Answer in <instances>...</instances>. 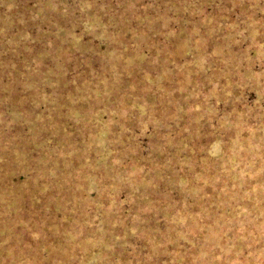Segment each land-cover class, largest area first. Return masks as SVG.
Listing matches in <instances>:
<instances>
[{
    "label": "rangeland",
    "instance_id": "rangeland-1",
    "mask_svg": "<svg viewBox=\"0 0 264 264\" xmlns=\"http://www.w3.org/2000/svg\"><path fill=\"white\" fill-rule=\"evenodd\" d=\"M0 264H264V0H0Z\"/></svg>",
    "mask_w": 264,
    "mask_h": 264
},
{
    "label": "trees",
    "instance_id": "trees-1",
    "mask_svg": "<svg viewBox=\"0 0 264 264\" xmlns=\"http://www.w3.org/2000/svg\"><path fill=\"white\" fill-rule=\"evenodd\" d=\"M34 3H33V1H32V5H33Z\"/></svg>",
    "mask_w": 264,
    "mask_h": 264
}]
</instances>
